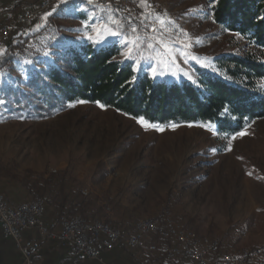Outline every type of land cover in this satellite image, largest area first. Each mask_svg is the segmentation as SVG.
Here are the masks:
<instances>
[{
	"label": "rangeland",
	"instance_id": "obj_1",
	"mask_svg": "<svg viewBox=\"0 0 264 264\" xmlns=\"http://www.w3.org/2000/svg\"><path fill=\"white\" fill-rule=\"evenodd\" d=\"M17 3L20 8L15 11ZM17 3L8 20L0 23H9L27 10L34 11L35 16L1 47L6 49L19 34L40 32L48 26L28 40V56L13 60L0 71V81L21 86L29 68H42L48 60L59 61L62 45L50 48L58 32L66 34L74 44L84 42L87 35L120 43L116 38L105 39L106 33L97 37L91 24L85 29V21L75 16L80 10L87 11L90 17L96 15V24H106L119 32L122 18L127 15L131 26L124 34L140 39L135 57L149 68L155 67L161 78H192L195 66L207 64L204 68H211L214 59L227 52L246 54L255 50L264 58V50L250 46L241 35L206 21V0H146L145 7L140 6V0L128 9L86 0L58 2L45 10H38L39 0L33 1L32 9L25 8L24 2ZM47 13L51 15L45 20ZM39 15L43 23L27 29ZM152 26L156 32L151 31ZM132 27L138 29L137 33L131 32ZM158 39L171 45L172 51L164 50ZM150 43L156 47L149 48ZM25 60L33 64H23ZM72 103L76 106L50 110L42 116L12 114L0 107V163L10 164L17 174L68 169V190L80 193L88 202L89 218L93 220L132 227L140 219L160 217L168 209L189 232L221 239L222 254H226L222 241L234 247L227 254L264 244V117L251 121L242 130L246 134L232 140V135L213 124L160 125L143 119L164 129L146 130L139 122L141 118L114 108H101L96 102ZM4 189L7 193H0L11 201H29L17 186L0 181V191ZM182 264H186L185 259Z\"/></svg>",
	"mask_w": 264,
	"mask_h": 264
},
{
	"label": "trees",
	"instance_id": "obj_2",
	"mask_svg": "<svg viewBox=\"0 0 264 264\" xmlns=\"http://www.w3.org/2000/svg\"><path fill=\"white\" fill-rule=\"evenodd\" d=\"M206 1V21L239 34L250 46L264 50V0H217L215 4L213 0ZM19 8L17 3L14 10ZM75 16L89 24L98 21L96 15L90 17L85 10ZM124 16L120 31L127 34L131 25L128 16ZM47 27L12 39L6 55L0 57V71L6 70L13 60L28 56V40ZM51 42L50 48L62 45L59 61L48 60L42 68H29L22 78L24 86L0 81V99L7 101L0 107L5 112L42 116L79 100L99 101L150 123L213 124L228 135L241 132L254 119L264 117V58L255 50L246 54L223 53L214 59L211 68L195 66L192 79L169 80L154 78L142 59L135 57L140 61L138 65L125 59L117 41L93 45L86 39L74 44L66 34L58 32ZM68 176V169L44 173L26 170L17 174L10 164L0 163V181L6 186H17L28 200L43 198L56 217L79 214L93 220L89 218L88 202L80 193L68 190ZM0 192L6 194L7 190Z\"/></svg>",
	"mask_w": 264,
	"mask_h": 264
},
{
	"label": "built area",
	"instance_id": "obj_3",
	"mask_svg": "<svg viewBox=\"0 0 264 264\" xmlns=\"http://www.w3.org/2000/svg\"><path fill=\"white\" fill-rule=\"evenodd\" d=\"M107 5H120L128 9L129 4L140 0H96ZM60 0H39V9L45 10ZM1 14V7H0ZM35 16L34 11H24L9 23H0V47L10 36ZM45 200L37 197L33 200L10 204L0 193V224L5 238L14 240L22 255V264H33L39 244L25 238L24 233L35 229L42 235L56 239L70 253L77 257L95 259L117 243H124L131 248H147L153 253H160L174 264H264V247L246 250L244 255L221 254V239L192 241L188 228L180 226L177 219L169 212L161 215L155 223L136 222L134 225L116 226L111 221L93 220L75 215L57 217L46 222L44 214ZM146 237H155L158 242L147 243Z\"/></svg>",
	"mask_w": 264,
	"mask_h": 264
},
{
	"label": "crops",
	"instance_id": "obj_4",
	"mask_svg": "<svg viewBox=\"0 0 264 264\" xmlns=\"http://www.w3.org/2000/svg\"><path fill=\"white\" fill-rule=\"evenodd\" d=\"M34 0H0L2 14L0 20L7 21L10 16V10L17 2H24L25 8L32 9ZM40 13V12H38ZM37 16V15H36ZM36 18V17H35ZM34 18V19H35ZM43 16L39 15L37 19H33L26 28H37L41 25ZM20 201L15 199L13 204ZM54 211L47 208L44 219L50 222L55 218ZM28 240H32L39 244V250L34 256L33 264H171L162 254L154 255L147 248H131L124 243H117L112 248L105 250L99 258L90 259L73 256L70 251L54 238L46 237L36 230H28L24 233ZM147 243L158 242L155 237H148ZM232 245V244H230ZM234 247H229L222 241V250L227 252ZM222 252V251H221ZM0 264H22V255L15 246L14 240L5 238L2 233L0 224Z\"/></svg>",
	"mask_w": 264,
	"mask_h": 264
},
{
	"label": "snow or ice",
	"instance_id": "obj_5",
	"mask_svg": "<svg viewBox=\"0 0 264 264\" xmlns=\"http://www.w3.org/2000/svg\"><path fill=\"white\" fill-rule=\"evenodd\" d=\"M60 2L61 3H64V4H67V3L70 2V0H60ZM89 2L91 3V0H89ZM216 2H217V0H213V4H215ZM140 6L141 7H145L146 6V0H141ZM209 6L211 7L212 5H209ZM48 15H51V13H47L46 14V16L44 18L45 20L47 19V16ZM144 19L146 20L147 17H144ZM112 23L113 24H116L117 27L119 26L118 23H117V21H115V20H113ZM162 23H164V22H162ZM89 26L90 25H89V22L88 21L83 22V27L85 29H87ZM37 27H39V25ZM91 28H92V31L96 32L97 37H99L101 35H104L106 33L107 35L105 36V39H107L108 37L116 38L118 41H120L121 46H122V50L120 52V55L123 56L127 60L134 61L135 64H137V65L140 63V61L135 58L136 53L134 51L140 45V39H139L138 36H136L134 39L133 38H129L124 33H121L119 31L113 30L112 28L108 27L106 24H103V23L102 24H99V25L96 24V23H93V24H91ZM137 31H138V29L136 27H132L131 28V32L133 34L137 33ZM151 31L152 32H156L157 31V29L155 28V26H152L151 27ZM86 38L89 41H91L93 43V45L101 44V43L104 42L103 40H100L99 38L94 39L92 35H87ZM157 43L159 45H161L164 50L169 51V52L172 51L171 45H169L168 43H165L164 40L158 39L157 40ZM147 46L149 48H155L156 47V45L151 44V43L148 44ZM6 52H7V50L5 48L0 47V57L5 56L6 55ZM44 55L45 56H48L49 53L47 51H45L44 52ZM145 59H150V57H145ZM193 59H196V57H193ZM121 62H123V61H121ZM23 64L32 65L33 64V61L32 60H25V61H23ZM203 66L204 67H208L209 65L204 64ZM150 71H151V73H152V75H153L154 78L158 75L155 67L150 68ZM213 71H215V70L213 69ZM0 75H2V74H0ZM185 75H188V74L185 73ZM188 78L189 79H192L190 75L188 76ZM6 103H7L6 100L0 99V105H4ZM77 103L83 104V103H86V101L79 100V101H77ZM96 103L101 108H105L106 107L104 104H101L99 101H97ZM68 106L69 107H75L76 104L70 103ZM21 118L23 119V117H21ZM139 122L145 127L146 130H148V129H155V130H158V131H163L164 130L162 128H159L155 124H150V123L145 122L143 120V118H141ZM189 126H191V125H189ZM200 126L203 127L204 125H200ZM172 127L175 128L176 125H172ZM245 134L246 133L244 131H241L239 133H236V134L232 135L231 136V139L232 140H235L236 139V136H241L242 137ZM227 150H229V151L231 150V144L228 145ZM215 151H216V149H213V152H215Z\"/></svg>",
	"mask_w": 264,
	"mask_h": 264
},
{
	"label": "bare ground",
	"instance_id": "obj_6",
	"mask_svg": "<svg viewBox=\"0 0 264 264\" xmlns=\"http://www.w3.org/2000/svg\"><path fill=\"white\" fill-rule=\"evenodd\" d=\"M86 1H88L89 2V0H86ZM90 3V2H89ZM56 4H58V3H56ZM90 4H96V5H102V6H105V5H103V4H101V3H99V2H97L96 0H91V3ZM52 5H55V4H52ZM51 5V6H52ZM129 5H134V4H129ZM167 211H169L171 214H172V212L170 211V210H165L164 211V213L165 212H167ZM163 213V214H164ZM162 214V215H163ZM160 215H161V213H160ZM159 215V216H160ZM173 215V214H172ZM157 217H158V215H156ZM145 218V219H140L139 221H137V222H142V223H155V220H160V218H161V216L160 217H158V218ZM177 223H178V225H180V226H182L178 221H177ZM188 235H189V239L190 240H192V241H201V240H211V239H218V238H216V237H210V236H200V235H198V234H196V233H194V231L193 232H189L188 231ZM260 247H264V244L262 245V246H260ZM258 248V247H257ZM256 249V247L254 248H243V249H236L235 251H232V252H228V254H234V255H244V254H246V250H255ZM222 254V253H221ZM226 254H227V252H226Z\"/></svg>",
	"mask_w": 264,
	"mask_h": 264
}]
</instances>
